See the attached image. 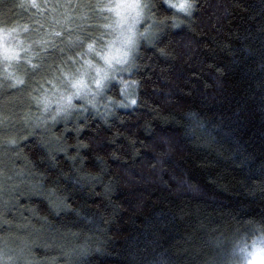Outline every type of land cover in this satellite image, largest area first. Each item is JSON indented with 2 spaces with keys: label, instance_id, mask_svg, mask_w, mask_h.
<instances>
[{
  "label": "trees",
  "instance_id": "16d2710c",
  "mask_svg": "<svg viewBox=\"0 0 264 264\" xmlns=\"http://www.w3.org/2000/svg\"><path fill=\"white\" fill-rule=\"evenodd\" d=\"M149 8L156 25L123 83L53 119L43 103H65L100 44L97 17L58 37L28 3L0 0V41H42L23 43L16 84L0 88V257L225 264V246L236 256L264 223V0H197L184 19Z\"/></svg>",
  "mask_w": 264,
  "mask_h": 264
},
{
  "label": "clouds",
  "instance_id": "9594fccd",
  "mask_svg": "<svg viewBox=\"0 0 264 264\" xmlns=\"http://www.w3.org/2000/svg\"><path fill=\"white\" fill-rule=\"evenodd\" d=\"M160 2L177 19L191 17L197 7V0H160ZM149 4L151 0H112L111 8L115 11V24L119 36L110 42V47L102 50L89 46V51L94 52L101 63L99 66L95 64L92 66L93 74H77L74 79L70 78L69 94L63 97L66 107L81 108L83 105H77L74 101L82 99L84 105L95 108L96 96L109 88L111 82L123 83L118 79L117 73H130L131 58L139 49L140 39L144 37L147 29L155 24V21L152 25L146 23V20L150 19L147 15L150 11ZM173 27L179 28L181 25L173 22ZM135 84L138 87L139 81ZM125 98L128 104L123 105L124 107L132 109L137 106L138 97L129 99L125 95ZM84 110L87 111V108L85 107ZM61 111H57L52 118L56 119ZM255 227L257 232L254 235L247 239L242 238L238 242V247L235 249L238 259L235 264H264V223L256 222Z\"/></svg>",
  "mask_w": 264,
  "mask_h": 264
},
{
  "label": "rangeland",
  "instance_id": "374dc122",
  "mask_svg": "<svg viewBox=\"0 0 264 264\" xmlns=\"http://www.w3.org/2000/svg\"><path fill=\"white\" fill-rule=\"evenodd\" d=\"M29 4L35 10V15L38 16L37 22L41 23H56L58 24L57 27L59 28L57 31L58 37L61 36V33L64 31L70 30V27L81 25L83 21H87L88 17L92 12V16L96 15L97 22L95 23L100 30V44L97 50H102L105 47H110V42L114 39L118 38L119 33L117 30V26L115 24L116 16L115 11L112 10L111 4L112 0H22ZM85 2H87L88 9H84ZM35 5V6H33ZM90 10L91 12H88ZM77 12V13H76ZM77 14V15H76ZM148 17L150 18L149 21L146 20V23L152 25V18L150 17L149 11L147 13ZM88 22V21H87ZM156 24L150 26L147 29L146 34L142 37L139 41H148L151 37L152 31ZM143 27V25L141 26ZM74 28V27H73ZM64 30V31H63ZM29 37V38H28ZM32 41V42H31ZM33 43V44H40L42 41L39 40L38 33H28L24 32L20 35L17 34V37L12 39H6L0 41V67L1 62L4 67L2 73H0V88L5 87L9 84H16V80L14 79L15 72L13 71V67L15 64H20L16 62V60H21L19 51H23L22 48L25 47L23 43ZM94 53V52H92ZM13 55V56H11ZM135 53L131 58V64ZM8 56V57H5ZM22 61H25L23 59ZM85 61V60H83ZM99 57L93 55L91 60H87L85 65H82L79 69L75 71L76 76L77 74L81 75H90L94 73V68L92 67L94 64L99 66L100 65ZM129 74V73H128ZM123 72L117 73L118 79L120 81H124L125 77L128 75ZM18 80V79H17ZM63 82V79L60 80V83ZM57 89H54V91ZM60 92V91H59ZM55 92H49L51 98H48L44 101L41 111L43 115L50 116L52 114H56L59 110L65 112L64 106L66 103H63L62 100L59 98H53ZM57 95V94H56ZM92 98L91 96L89 97ZM101 100V93L96 96V103ZM80 101H83L82 99ZM84 102V101H83ZM61 105V106H60ZM225 246V251L223 250V254H225V264H231V262L236 261V256L233 254L229 258V253L227 255ZM229 258V259H228ZM238 259V257H237ZM230 260V261H229ZM14 264L13 259L9 255H1L0 257V264Z\"/></svg>",
  "mask_w": 264,
  "mask_h": 264
},
{
  "label": "snow or ice",
  "instance_id": "6c2138e0",
  "mask_svg": "<svg viewBox=\"0 0 264 264\" xmlns=\"http://www.w3.org/2000/svg\"><path fill=\"white\" fill-rule=\"evenodd\" d=\"M33 6H35V5H33Z\"/></svg>",
  "mask_w": 264,
  "mask_h": 264
}]
</instances>
